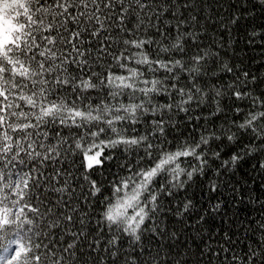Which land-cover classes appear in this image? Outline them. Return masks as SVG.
<instances>
[{
	"label": "snow or ice",
	"instance_id": "obj_1",
	"mask_svg": "<svg viewBox=\"0 0 264 264\" xmlns=\"http://www.w3.org/2000/svg\"><path fill=\"white\" fill-rule=\"evenodd\" d=\"M0 264H264V0H0Z\"/></svg>",
	"mask_w": 264,
	"mask_h": 264
}]
</instances>
